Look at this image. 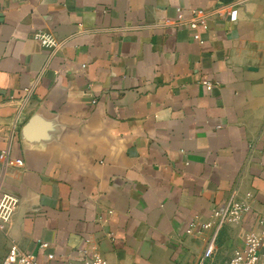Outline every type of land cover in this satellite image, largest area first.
I'll return each mask as SVG.
<instances>
[{"label": "crops", "instance_id": "1", "mask_svg": "<svg viewBox=\"0 0 264 264\" xmlns=\"http://www.w3.org/2000/svg\"><path fill=\"white\" fill-rule=\"evenodd\" d=\"M2 151L0 202L17 205L0 264L11 246L39 264H196L209 230L187 225L232 190L249 210L219 253L240 249L264 219V0H0Z\"/></svg>", "mask_w": 264, "mask_h": 264}, {"label": "built area", "instance_id": "2", "mask_svg": "<svg viewBox=\"0 0 264 264\" xmlns=\"http://www.w3.org/2000/svg\"><path fill=\"white\" fill-rule=\"evenodd\" d=\"M183 20H185V12L182 8H177L176 22ZM199 24L206 27V10L193 8L190 10L189 27L194 30L193 37L201 41V36L196 31ZM33 35L50 52L57 50L62 44V40L48 32L35 31ZM5 155L6 152L2 151L0 158ZM16 164L21 166L23 161L18 159ZM250 196L251 194L246 192L240 198L232 190L226 200L212 211L208 219L200 220L198 216H194L189 221L186 228L187 234H201L205 230H209L196 264H264V254L259 252V247L264 244V219L261 218L258 219L259 230L257 232L248 230L242 233L240 249L235 248L228 254L219 253L220 231L224 226L240 224L243 215L249 210L248 199ZM16 205L17 197L12 194H6L2 199L0 202V228H4L5 224L8 223ZM46 245V243L41 244V246ZM47 257L51 259L53 254H48ZM2 264H39V262L33 254L20 251L16 246H11ZM81 264H107V262L101 254L94 252L90 256L84 255Z\"/></svg>", "mask_w": 264, "mask_h": 264}]
</instances>
